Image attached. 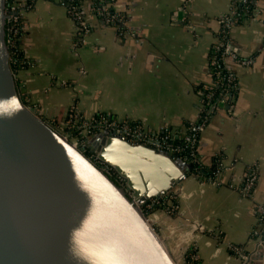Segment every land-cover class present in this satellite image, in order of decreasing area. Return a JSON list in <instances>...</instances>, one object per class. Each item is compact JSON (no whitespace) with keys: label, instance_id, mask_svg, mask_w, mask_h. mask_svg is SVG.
I'll return each instance as SVG.
<instances>
[{"label":"crops","instance_id":"obj_1","mask_svg":"<svg viewBox=\"0 0 264 264\" xmlns=\"http://www.w3.org/2000/svg\"><path fill=\"white\" fill-rule=\"evenodd\" d=\"M21 1L22 48L30 62L17 79L23 97L45 119L64 124L73 105L86 116L108 113L156 130H184L198 117V86L211 82L210 50L231 0H115L127 34L100 20L87 0L92 29L78 48L74 26L48 29L42 15L64 8L65 21L64 0ZM257 3L258 13L231 30L238 51L253 62L230 60L238 76L235 94L226 108L213 112L200 136L206 163L222 152L224 183L187 173L169 189L176 212L155 211L151 218L176 260L186 263L196 258L197 264H242L232 244L247 253L259 246L250 238L259 228L257 205L264 202V0ZM251 166L258 167L259 177L252 192L242 195L238 186ZM248 264H264V258Z\"/></svg>","mask_w":264,"mask_h":264},{"label":"water","instance_id":"obj_2","mask_svg":"<svg viewBox=\"0 0 264 264\" xmlns=\"http://www.w3.org/2000/svg\"><path fill=\"white\" fill-rule=\"evenodd\" d=\"M6 6L0 0V264H179L141 204L187 170L116 134L93 137L90 149L123 186L42 117L18 87Z\"/></svg>","mask_w":264,"mask_h":264},{"label":"built area","instance_id":"obj_3","mask_svg":"<svg viewBox=\"0 0 264 264\" xmlns=\"http://www.w3.org/2000/svg\"><path fill=\"white\" fill-rule=\"evenodd\" d=\"M87 0H68V12L74 22V47L78 48L83 42L84 36L90 32L92 25L88 22L85 2ZM91 2V11L104 23L115 25L116 27L126 26L124 34L130 32L126 25L125 14L116 10L109 3L111 0H89ZM239 0H231V8L227 13L222 14L218 18L219 29L214 43L212 44L209 56V70L211 74V82L213 84H205L204 90H199L201 96V107L199 109L198 117L196 119L188 120L184 130H167L162 131L149 128L142 122L131 118H122L117 115L108 113H96L92 116H86L81 113L75 105H73L67 112L64 124L57 125L65 131V136L74 145L83 149L102 169L113 176L116 181L125 186L126 182L123 177L111 164L101 160L97 153L87 152L90 140L99 134L112 135L116 134L127 139L130 142L147 145L155 148L158 151L175 155L183 168L184 162L180 157H177L176 152L182 150L181 143H174L171 141L172 136L176 133L185 143H189V162L202 165V157L197 151L195 144L198 140L199 131L203 130L208 124L213 112L218 108H226L231 102L235 92L230 90L236 89L238 86V76L236 72V64L250 65L253 62L252 56H243L238 51L236 44L231 36V30L236 25L235 20L238 18L236 10L238 8L237 2ZM7 13V42L9 47L13 44V37L18 34L20 24L24 23L21 13L24 2L21 0H6ZM247 8V7H246ZM259 8H253V16L258 13ZM233 60L234 64L230 62ZM225 84L224 91L217 99H213L214 92L210 89L215 84ZM191 131L189 134L188 131ZM85 137V139H84ZM89 140V141H88ZM182 157V156H181ZM220 169L212 175L194 171L193 174L200 180L214 182L216 184H223L222 171L224 168L223 160L219 163ZM259 177L257 166H251L248 169L246 176L238 189L242 195H249ZM232 186V183H230ZM129 193H132L130 190ZM136 199V198H135ZM162 200V195L150 197L141 204L144 212L155 207L157 203ZM138 204L139 201L136 199ZM177 206H172L169 212H174ZM146 210V211H145ZM259 228H254L251 235H254L259 240V246L256 250L247 253L244 247L232 244V247L242 257V264H248L250 256L263 252L264 254V202L257 205ZM147 213V212H146Z\"/></svg>","mask_w":264,"mask_h":264},{"label":"trees","instance_id":"obj_4","mask_svg":"<svg viewBox=\"0 0 264 264\" xmlns=\"http://www.w3.org/2000/svg\"><path fill=\"white\" fill-rule=\"evenodd\" d=\"M257 1L258 0H239L237 2L238 8L236 10V15H237L238 18L235 20L236 24L241 23L242 20H243V17H247V18L250 17L253 14V8H259ZM114 2H115V0L109 1V3H111L110 5H112L111 6L112 10H113V3ZM63 3L65 5H69L68 0H64ZM105 24H107V23H105ZM20 26L21 27H20V30H19L18 34H16L15 36H12L14 41H13V44H11V46H10L11 65H12V68H13L15 74H16V78H17L18 71L22 70V69H25V68H28L29 62H30L28 57H27V55H26V53H25V51H24V49L22 48L23 37H24V35L26 33L25 23H23L22 25L20 24ZM118 30H119V32H122L121 34H123L124 31L126 30V26L118 27ZM17 81H18V79H17ZM213 83H209V84H213ZM205 84H208V83L200 84L198 86V91L199 90H204V86L203 85H205ZM224 86H225V84L220 83V84H215V85H213V87L210 88L214 92V95H213V99L214 100L221 96V93L224 91ZM18 87L20 89L19 82H18ZM235 90L236 89H232L230 91L231 92L232 91L235 92ZM24 99H25V97H24ZM26 102H27V100H26ZM162 130L165 132V131L171 130V129L164 128ZM201 132L202 131L200 130L199 134H198V140H197V142L195 144V147H196L197 151L199 152L200 156L202 157V165H199L197 163L189 162V154L188 153L190 151V145H189V143H185L179 135H177L175 133L174 136H172L171 141L174 142V143H181L182 150L179 151V152H176V155H177V157H180L182 159V161L184 162V166L186 167V170H187L188 174H193L194 171H197V172H200V173H205L208 176V175L215 174L216 172L219 171V169H220V164L219 163L223 160V154H222V152H216L213 155L211 161L209 163H206L203 160V155H202V153L200 151V136H201ZM188 133L190 134L191 131L189 130ZM84 139H85V137H84ZM88 151L91 152L90 146H88ZM254 237H255L254 235H250V238H254ZM192 253L193 252L189 253L190 256L194 255ZM190 256L188 257V259H191ZM195 259H191L189 264H197V263H195Z\"/></svg>","mask_w":264,"mask_h":264},{"label":"rangeland","instance_id":"obj_5","mask_svg":"<svg viewBox=\"0 0 264 264\" xmlns=\"http://www.w3.org/2000/svg\"><path fill=\"white\" fill-rule=\"evenodd\" d=\"M56 1L59 4L61 3L60 0H56ZM58 6H61L63 8V5H58ZM63 9H59V7H54L53 9H51V11L45 12L44 14L42 12L43 18L45 19L47 25L49 26V27L46 26V28H48V29L49 28L54 29L55 27L67 28L68 26H70L73 29L74 22L71 19V17L69 16V14L67 13L66 9H65V12H66L65 14H66L67 19L64 21ZM66 22H68V23H66ZM87 152H88V150H87ZM171 194H172V191H170V190L167 191L166 193L162 194V200L159 203H157L155 205V207H152L150 210H147V211L145 210L152 223H153V220H151V218H152L153 213L155 211L164 212V213H167L168 215H172L176 212V209L174 210V212L168 211V210H170V208L172 206L177 205L176 198L173 197ZM153 225L155 226L154 223H153ZM156 229L158 230V228H156ZM177 260H178L179 264H189L188 262L186 263L183 259L177 258Z\"/></svg>","mask_w":264,"mask_h":264},{"label":"flooded vegetation","instance_id":"obj_6","mask_svg":"<svg viewBox=\"0 0 264 264\" xmlns=\"http://www.w3.org/2000/svg\"><path fill=\"white\" fill-rule=\"evenodd\" d=\"M98 136H99V135H98ZM96 137H97V136H96ZM90 148H91V147H90ZM91 151L94 152V150H92V149H91ZM94 153H96V151H95Z\"/></svg>","mask_w":264,"mask_h":264}]
</instances>
